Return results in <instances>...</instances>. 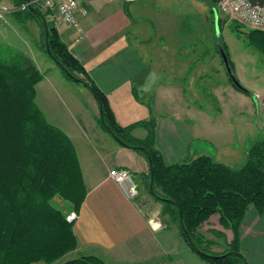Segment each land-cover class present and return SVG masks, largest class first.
<instances>
[{
	"label": "crops",
	"instance_id": "crops-1",
	"mask_svg": "<svg viewBox=\"0 0 264 264\" xmlns=\"http://www.w3.org/2000/svg\"><path fill=\"white\" fill-rule=\"evenodd\" d=\"M4 1L14 4L13 0ZM173 2L82 0L88 14L79 15L81 30L70 25L57 30L88 76L106 94L120 125L155 117V145L166 164L208 155L239 169L247 160L253 140L246 137L247 128L241 127L239 142L236 131L221 127L200 103L205 68L190 63V54L195 51L188 47L191 42L184 45L177 35L174 39L167 37L174 21L167 8L173 9ZM223 43L227 50L225 39ZM228 55L231 57L230 51ZM212 61L220 70V58L214 54ZM261 62L260 70L264 57ZM38 67L44 77L37 85L36 102L48 121L74 143L87 187L73 226L78 246L68 255H96L106 264H209L190 247L177 225L161 216V207L151 210L145 206L143 186L149 160L139 150L122 145L99 124L100 105L90 89L86 97L79 96L71 81L53 65ZM222 81L214 91L223 87L231 95L229 106L239 100L247 108L250 97L236 91L228 79ZM147 133L143 126L133 130L139 139ZM114 167L126 168L136 177L140 193L135 200L127 199L109 177ZM219 218V214L212 215L200 228L213 241L216 235L211 228L220 225ZM225 234L226 239H220L224 244L232 239L230 230ZM215 243L218 245V240ZM240 248L249 264H264V212L253 205L240 226Z\"/></svg>",
	"mask_w": 264,
	"mask_h": 264
},
{
	"label": "trees",
	"instance_id": "trees-1",
	"mask_svg": "<svg viewBox=\"0 0 264 264\" xmlns=\"http://www.w3.org/2000/svg\"><path fill=\"white\" fill-rule=\"evenodd\" d=\"M24 1L15 0V3ZM249 1L264 4V0ZM41 10L34 6L11 15L25 25L30 18L42 20ZM48 32L50 53H47L45 30L42 36L46 53L68 79L83 80V85L100 101L101 126L118 142L139 150L151 161L154 179L151 193L164 202L162 213L177 225L190 247L209 264H249L240 248V226L251 205L264 212V139L251 146L245 164L239 169L216 162L208 155L166 164L155 145V117L120 125L106 94L88 76L58 30L49 25ZM249 38L264 57V32L252 29ZM222 50L229 58L225 47ZM43 77L31 56L0 43V264L54 263L78 246L74 223L67 220L52 200L65 199L79 212L87 187L74 143L62 129L48 121L36 102L37 85ZM230 81L239 90L251 94L237 87L231 78ZM137 126L147 129L144 139L133 135ZM180 212L196 248L182 228ZM213 214H219L220 225L233 233L227 250L219 254L211 252L209 247L213 242L200 232ZM211 230L220 238L226 237L220 229ZM60 264L106 263L96 255H82Z\"/></svg>",
	"mask_w": 264,
	"mask_h": 264
},
{
	"label": "rangeland",
	"instance_id": "rangeland-1",
	"mask_svg": "<svg viewBox=\"0 0 264 264\" xmlns=\"http://www.w3.org/2000/svg\"><path fill=\"white\" fill-rule=\"evenodd\" d=\"M13 1L14 4H16L15 0ZM173 1V9L167 8V13H169V10H171L172 15L174 16V21L171 24V27H173L167 37L168 39L170 37L174 39L177 35L178 38L181 37L183 39L182 41L184 45L185 43L187 45L188 42H191V44H188V47L189 49H193L195 51H193V54H190V57L192 56L191 60H189L190 63L195 67L203 66L205 68V76L202 81L204 92L203 97L200 99V103L204 106L205 109H208V112L214 115L213 119L221 127L229 129L232 133L233 131H236L239 142H241L242 139L239 132V129H241V127L247 128V132H245L246 137L248 138V140L252 139L253 144L261 139H264V106H262L259 102L264 98V68L260 70V64H262L261 60L263 59V55L250 42L249 33L252 28L247 24L235 20L234 18L223 16L219 13V20L216 21L217 12L215 8L217 0ZM2 2L6 3L4 0H2ZM41 14L45 17L48 26L52 25L53 27H55L53 23L49 21L45 10L42 9ZM62 25L66 24H59L58 27L56 26L55 28L58 29ZM72 27L81 30L80 17L79 25ZM44 30L45 27L43 21L38 18H30L26 20L25 25H22L21 23L16 22L14 17L10 14L7 19L0 25V43L11 46L15 50L31 56L36 62L37 66L38 64H42V66L45 67L49 63L53 65V67H55V69H57L59 73L63 74L61 68H59V66H57L53 62V60L48 56L46 50L44 49L42 41ZM223 39H225L227 48L226 52L229 54L230 51L231 57L233 56V63L231 57H229L228 59H230L231 68L235 74V77L245 88L252 92V95L246 94L245 92L239 90L231 84L229 73L227 72L225 64H223L224 62H222V54L219 53V50L221 51L222 47H224ZM203 49L205 50V53H195L198 51L200 52V50ZM214 54L215 56L220 58L221 71L217 70V67L212 61V57ZM225 79H228V81L234 87V89H236V91H238L242 95L250 97L248 98L250 104H246L247 108L245 104L239 100H235V105L231 101L229 106L231 95L227 91H225L223 87L222 90H220V87L219 91H214L217 84L219 83L221 86V82H223L222 80ZM69 81H71V85L75 87L73 91L77 95L85 97L89 95V89L85 85L75 82L71 79H69ZM255 95L258 96V99H255ZM219 107H221V109H218ZM239 110H241V113ZM228 136L231 137L229 142H232V134H229ZM79 151L81 156V149H79ZM81 158L84 161L83 155L81 156ZM149 174L151 179L150 169L147 173V180H145V185L143 186V203L146 204L145 206L151 210L161 207V216L169 218L168 215H164L162 213L165 206L164 202L156 199L151 193L154 192V187L153 191H151L150 181H148ZM52 204L56 208L63 211L66 214V218L72 212H76L78 214L71 202L60 197L54 198L52 200ZM77 218L73 221H69L68 219L67 220L74 223ZM216 229H220L224 233H226V230H229L223 229L221 225H218ZM225 238H220L216 235V240L213 241L212 239H208L207 237H205L206 240L213 242V244H211L209 248L211 252L216 254L222 253L223 251L227 250L228 243L231 240L229 242L226 241V243L224 244V242L220 239ZM217 240L219 242L218 245H216L217 243H215V241ZM75 257L76 256L73 257L70 254H67L61 260L54 263L40 261L31 264H60L65 260Z\"/></svg>",
	"mask_w": 264,
	"mask_h": 264
},
{
	"label": "built area",
	"instance_id": "built-area-1",
	"mask_svg": "<svg viewBox=\"0 0 264 264\" xmlns=\"http://www.w3.org/2000/svg\"><path fill=\"white\" fill-rule=\"evenodd\" d=\"M34 6L45 10L49 21L55 27L59 24L78 26L79 15L88 14V9L83 6L82 0H25L19 5H8L0 0V25L14 11ZM215 10L217 14L234 18L252 29L264 32V4L255 5L249 0H218ZM259 102L264 106V99ZM109 177L118 185L127 199L135 200L138 197L139 184L130 170L114 167L109 170ZM77 217L78 214L72 212L67 219L73 221Z\"/></svg>",
	"mask_w": 264,
	"mask_h": 264
},
{
	"label": "water",
	"instance_id": "water-1",
	"mask_svg": "<svg viewBox=\"0 0 264 264\" xmlns=\"http://www.w3.org/2000/svg\"><path fill=\"white\" fill-rule=\"evenodd\" d=\"M39 16L41 17V19H42V21H43V24H44V27H45V30H46V36H45V38H46V42H47V53H50V48H49V44H48V34H49V32H48V25H47V22H46L45 17H44L41 13H39ZM218 20H219V18H218V14H217V15H216V21H218ZM221 54H222V57H223V59H224V62H225V65H226L227 71H228V73H229V76H230V78L232 79L233 83H234L237 87H239L240 89L247 90V89H246V88L240 83V81L235 77V74H234V72H233V70H232V68H231V66H230V64H229V61H228L227 55L224 53L223 50H221ZM75 80H76L77 82L81 83V84H84V81L81 80V79H79V78H75ZM255 99H257V95H255ZM97 100H98V99H97ZM98 102H99V105L101 106V103H100L99 100H98ZM112 135H113V134H112ZM113 136H114V135H113ZM114 137H115V136H114ZM149 165H150V171H151L150 189H151V191H153V187H154V179H153V169H152V165H151V161H150V160H149ZM180 216H181V212H180ZM181 224H182V228H183L184 232L187 234V238H188L189 243H190L194 248H196L194 242L192 241L191 237H190L189 234H188V231H187L186 228H185L184 222H183V220H182V216H181ZM201 252H202V251H201ZM202 253L206 254L205 252H202ZM211 256L217 257V255H211Z\"/></svg>",
	"mask_w": 264,
	"mask_h": 264
},
{
	"label": "clouds",
	"instance_id": "clouds-1",
	"mask_svg": "<svg viewBox=\"0 0 264 264\" xmlns=\"http://www.w3.org/2000/svg\"><path fill=\"white\" fill-rule=\"evenodd\" d=\"M151 75H153V76H154L155 74H151Z\"/></svg>",
	"mask_w": 264,
	"mask_h": 264
}]
</instances>
